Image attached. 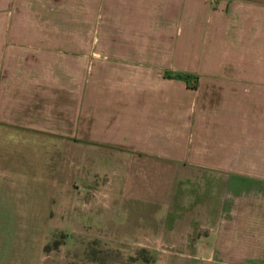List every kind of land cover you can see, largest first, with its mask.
<instances>
[{"label": "crops", "instance_id": "1", "mask_svg": "<svg viewBox=\"0 0 264 264\" xmlns=\"http://www.w3.org/2000/svg\"><path fill=\"white\" fill-rule=\"evenodd\" d=\"M210 2L204 39L207 2L162 0L198 13L170 54L92 36L90 0H0V205L19 236L66 213L69 235L99 242L87 264H264V0ZM192 54L189 124L152 95L182 85L147 77L149 60L179 69ZM23 242L0 264H33Z\"/></svg>", "mask_w": 264, "mask_h": 264}, {"label": "rangeland", "instance_id": "2", "mask_svg": "<svg viewBox=\"0 0 264 264\" xmlns=\"http://www.w3.org/2000/svg\"><path fill=\"white\" fill-rule=\"evenodd\" d=\"M105 1L106 11L100 13L98 8L95 7L103 4ZM188 1L195 4L194 0ZM203 2H207L208 4L207 10L203 15L201 30V34L205 39L209 35V6L211 2L210 0H203ZM90 3L89 26L92 36H138L140 41L152 43L147 45L149 52L160 53L162 49L164 52L166 50L165 45H168L170 49L167 48V51L173 54L176 47V44H174L175 40L193 39L196 34L195 21L198 19V13L193 12V9L184 17L182 15L174 17L169 15V11L164 10L165 5L162 4V0H90ZM94 3L96 4L95 7ZM98 25H102V27H98ZM181 45L188 48L186 44L182 43ZM141 46L145 47L146 45H140V50ZM208 59L209 57L205 58L206 61ZM167 62V60L162 62L161 58L149 60L148 64L151 66L149 69L154 68L155 73L149 75L147 78L152 80L156 87L163 82L172 85L181 84L182 86L177 88L175 86L171 93L155 91L152 94L153 98L155 97V100L158 99L156 101H164L167 106H172V111L174 110L176 113L182 115L186 113L189 117H186L189 119L188 123H193L196 116V92L194 86L198 77L196 75L194 56L193 54L190 55L186 63H182L183 66L181 68H172V71L169 69V66L165 65ZM158 71H161V75L158 74ZM166 73H173L169 75L170 80H164V78H168ZM92 78L95 79V77ZM94 82L98 83L96 80ZM139 82H143L142 76H140ZM200 93L203 95V99L206 94H209L207 92ZM201 109L205 113L208 111L205 105L202 108L199 107V112ZM175 121L177 119H171L172 124ZM180 122L185 121L181 118ZM174 130H178V128ZM0 206L3 207L1 213H5L0 214V250L4 249L7 258L15 257L14 255L17 256L19 254V238H22L24 242L21 245H25L29 251H32L31 254L35 256L33 264H51L52 261H54L52 264L56 262L58 264H87V260H99L101 254L98 252V240H93L88 236L72 237L62 227L66 223V213L58 219L54 217V213L53 217H44L41 221V236H37L35 240V238L30 236V231H26L23 233L24 235L19 236L18 221L10 217L8 204L3 203ZM61 210L62 208L59 206V211ZM56 223L59 225L57 229L54 227ZM38 241L41 248L34 253V245H36L34 242L38 243ZM41 256L42 258L40 259Z\"/></svg>", "mask_w": 264, "mask_h": 264}, {"label": "trees", "instance_id": "3", "mask_svg": "<svg viewBox=\"0 0 264 264\" xmlns=\"http://www.w3.org/2000/svg\"><path fill=\"white\" fill-rule=\"evenodd\" d=\"M173 73H166V75L169 77V75H172Z\"/></svg>", "mask_w": 264, "mask_h": 264}]
</instances>
